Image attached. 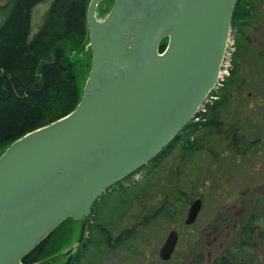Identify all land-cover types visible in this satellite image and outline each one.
Returning a JSON list of instances; mask_svg holds the SVG:
<instances>
[{"label":"water","instance_id":"obj_1","mask_svg":"<svg viewBox=\"0 0 264 264\" xmlns=\"http://www.w3.org/2000/svg\"><path fill=\"white\" fill-rule=\"evenodd\" d=\"M102 1L87 10L91 65L80 103L0 157V264H24L66 220L88 217L181 133L219 81L238 0H115L99 20ZM201 207L193 203L187 224ZM86 227L87 219L81 240ZM177 243L173 231L160 257L170 260Z\"/></svg>","mask_w":264,"mask_h":264},{"label":"rangeland","instance_id":"obj_2","mask_svg":"<svg viewBox=\"0 0 264 264\" xmlns=\"http://www.w3.org/2000/svg\"><path fill=\"white\" fill-rule=\"evenodd\" d=\"M112 1H103L104 6L96 11L98 19L106 16ZM244 4L246 11L233 25L225 80L214 98L221 100L215 112L216 127L204 124L205 115H209L207 107L198 125L184 132L159 165L149 173L138 174L130 181L134 185L111 192L98 203L93 209L87 246L75 264H264V255L256 253L246 254L242 262L234 260L245 251L239 237L241 193L250 180L260 177L264 182L262 170L255 167L259 160L250 158L244 168L239 147L246 144L251 154L254 141L264 136V0H243ZM48 9L49 4L35 9L34 33ZM86 38L72 33L53 46L54 51L66 53V63L81 87L85 86L81 68L87 53ZM209 118L215 116L210 114ZM198 197L204 199L203 209L196 225L187 226L188 209ZM208 224L217 228L215 234H221L222 240L211 242L198 236L204 228L210 230ZM177 227L182 238L171 261L163 262L159 251L169 232ZM219 230L222 233H217ZM79 235L80 223L66 221L46 242L42 258L76 248ZM54 264H63V259Z\"/></svg>","mask_w":264,"mask_h":264},{"label":"trees","instance_id":"obj_3","mask_svg":"<svg viewBox=\"0 0 264 264\" xmlns=\"http://www.w3.org/2000/svg\"><path fill=\"white\" fill-rule=\"evenodd\" d=\"M242 2L238 0L236 4L233 25L246 11ZM88 3L89 0H4L0 4V153L15 140L67 116L80 103L83 87L66 63V53L54 51L53 46L72 33L86 38ZM41 4H49V9L34 33L33 16ZM166 44L164 40L162 50ZM86 69L83 64L81 73L85 75ZM217 110H209L204 124L216 127ZM210 114L215 118H209ZM38 250L25 259V264L38 261ZM234 260L241 262L244 258L236 255Z\"/></svg>","mask_w":264,"mask_h":264},{"label":"flooded vegetation","instance_id":"obj_4","mask_svg":"<svg viewBox=\"0 0 264 264\" xmlns=\"http://www.w3.org/2000/svg\"><path fill=\"white\" fill-rule=\"evenodd\" d=\"M219 99H218V101L217 100L213 101L212 106L209 107V110L211 108L218 109V107L221 104V100H219ZM201 115L204 116L203 114H201ZM199 121L200 120H198L192 126L193 127L197 126ZM180 139L181 138H179V140ZM179 140H178V142H179ZM254 143H255L254 144L255 150H253L251 152V154H250L249 150L246 149V146H245L246 144L245 145L244 144H240L239 145V147L242 148V150H241V152H242V154H241V162H242V166L245 168V167H247V165L250 164L249 163V162H251L250 158L258 159L259 160L258 161L259 164H256L255 167H256L257 171H259L260 169L262 170V172H260V174L262 175V174H264V136L258 138L256 141H254ZM236 146H237V144H236ZM187 147H189L188 144H187ZM160 160L161 159H158L157 161L151 162V164H149L143 170V172L149 173V171L152 168H154L155 166L159 165ZM178 168L180 169L181 167H178ZM132 179H135V177L133 176V177H131V178L119 183V185H117L111 191L106 193L100 199V202L109 193L114 192V191L117 192L121 188H124L126 185H128V186L134 185V183L130 182ZM128 182H130V184H128ZM198 199H202V201H203L202 209H203L204 199L202 197H198L195 200H198ZM100 202H98V203H100ZM193 202L191 203V205L193 204ZM191 205H190V207H191ZM240 206H241V210L240 211H241V214H242L243 221L241 222V225H240L241 226V230H240V236L239 237L241 239V242L244 243V248H245V251H243V254L241 253V255L244 257V259L247 257L246 254H251V253H256L257 255L263 256L264 255V182L261 181L260 177L257 180L256 179L255 180H250V183L247 184L244 187V189H243V191L241 193ZM190 207H189V209H190ZM189 209H188V212H187V218L185 220V225L194 226V225H196V223H197V221L199 219V215L201 214L202 209H201L196 221L193 224H187ZM92 215L93 214L91 213V217H89L88 223H87V225H88L87 226V236H85V238L82 239V241H80L81 227H82V222H81L78 246H76V248H73V247L71 248L70 247L65 253H62L63 256L59 260L63 259V264H75L77 259L80 257V255L85 251V247L87 246L86 239L88 237L89 227H90V224L93 222L92 221ZM228 219H230V217ZM228 227H231V226H228ZM213 228H214V230H213ZM205 229L206 228L201 230V235L198 234L199 237H201V236L204 237V238L207 237L208 241L210 240L211 242H217L219 240H222L221 237H223V236L221 234H218V235L215 234L216 231H217V228L215 226H213L212 224H208V226H207V229H210V230L206 231ZM173 230H177L178 236H179V242H180V240L182 238V231H181L180 227H177V228H175ZM202 232H203V234H202ZM219 232L222 233L221 230H219L217 233H219ZM228 237L231 238L230 235H228ZM235 237H237V236H234V238ZM224 241H226V240H224ZM45 244H43V245H41V246H39L37 248V249H39L38 252L40 254L38 255V261H36L34 264H38V263H40L42 261H45L47 259H50L52 257V256H50V257H47V258H42L41 255L43 253V249L45 247ZM253 246L256 249L255 251H252V250H254Z\"/></svg>","mask_w":264,"mask_h":264}]
</instances>
